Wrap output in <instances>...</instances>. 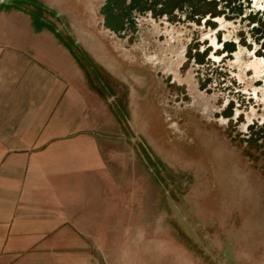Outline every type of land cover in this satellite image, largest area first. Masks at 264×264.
Segmentation results:
<instances>
[{"label":"rangeland","instance_id":"1","mask_svg":"<svg viewBox=\"0 0 264 264\" xmlns=\"http://www.w3.org/2000/svg\"><path fill=\"white\" fill-rule=\"evenodd\" d=\"M35 1L61 16L40 11L66 43H79L86 80L110 115L104 130L116 158L143 177L136 190L127 182V211H159L161 230L205 264H264V104L251 98L260 81L245 69L264 51V12L252 11L264 0H120L117 11L130 1L125 13L134 5L138 25L121 38L101 25L103 0ZM115 20L107 15L108 25ZM157 45L185 50L182 81L154 72ZM135 50L143 54L133 68L125 61ZM211 67L220 80L202 74ZM194 105L206 109L202 119L184 110Z\"/></svg>","mask_w":264,"mask_h":264},{"label":"crops","instance_id":"2","mask_svg":"<svg viewBox=\"0 0 264 264\" xmlns=\"http://www.w3.org/2000/svg\"><path fill=\"white\" fill-rule=\"evenodd\" d=\"M32 22L0 2V264H205L159 211H127L143 177L76 57Z\"/></svg>","mask_w":264,"mask_h":264},{"label":"flooded vegetation","instance_id":"3","mask_svg":"<svg viewBox=\"0 0 264 264\" xmlns=\"http://www.w3.org/2000/svg\"><path fill=\"white\" fill-rule=\"evenodd\" d=\"M1 1L3 2L4 0H0V2ZM118 1H120V0H103L101 7L99 9V12L103 16L102 17L103 20L100 21L103 29H105V30L107 29V31L109 33H112L115 36V38H121L122 36H125V34H127V29L135 30L136 27L138 26L136 21H135V16L133 15V11L136 10L134 5H132L133 6V7H131L132 10L128 14L125 12H126V10H130V8L129 9L127 8V7H130L129 6L130 1L129 2L125 1L124 8L117 11V3H119ZM5 2L11 3L12 0H7ZM40 4H42L43 7L45 8V9H42V11H44L45 13H48V14H52L58 20L62 19L61 16H59L54 9L44 5L41 2H40ZM252 11H254V12L256 11L255 12V15H256L258 13L264 12V8L261 10L260 9L254 10L252 8ZM134 12H136V11H134ZM107 15H110L111 17H113V19L114 18L117 19V21L116 20L115 21L120 22V23H118L116 27H113L112 25H107L106 24L107 23ZM261 15H262V13H261ZM41 19H43L46 22L52 23L49 19L45 18L43 15L41 16ZM259 19H261V17H259ZM88 22L91 23L89 20H88ZM94 22H96V21H93L92 24ZM71 38H72V36H71ZM263 41H264V39H263ZM155 42L157 44L159 42V40L155 39ZM226 42H228V41H226ZM223 44H224V42H223ZM73 48L78 49V50L80 49V45L76 39H74V41H73ZM166 49H168V50L163 51V49L160 48L159 45H157V47L153 48L154 51L159 53V56L154 57L155 55L152 54L150 57V60H151L150 62L153 63L154 72L160 71V72H162V76H166V77H167V75H169L171 82H177L178 83V82L182 81V79H184L183 77H181V80H180V77L178 76V70L184 61V58L182 56H183V52L185 50L183 49L182 50L183 52H179V53L174 52L173 48H170V45H168V46L166 45ZM234 50L235 49H233L232 52ZM142 54L143 53H141V50H135V52L127 59V61H125V60L124 61L128 65H131L133 68H135L136 66H138ZM251 62L247 63L245 69L252 71L250 78H251L253 83H255V81H260L259 85H257V86L255 84H252L253 85V87H252L253 93L252 92L250 93L251 98H253L255 101L258 100L264 104V96H263L264 95V51L260 56H256V57L254 56L253 61H251ZM90 68L93 69V66H90ZM202 74L204 76H207V74H208L209 78L215 79V80H218V79L220 80V78H221L218 75L219 73L213 67L204 69L202 71ZM258 91H261V96H263V100L259 96L257 97ZM198 108L199 107L197 105H194L193 107H187L186 106L184 108V110H186V111L193 110L195 112L193 114H195L196 116H199L202 119V117L200 115L204 114V111L206 109L204 108L203 111H201V113H200V110H198ZM210 113L213 114L212 111ZM235 115H236V113H235ZM174 117H175V115H174ZM185 132L188 133V130H186ZM211 138H212V140H215L214 136ZM196 150H198V149H196ZM209 156H210V154H209ZM229 183L230 182H228L227 185H229ZM217 190H218V188H217Z\"/></svg>","mask_w":264,"mask_h":264},{"label":"trees","instance_id":"4","mask_svg":"<svg viewBox=\"0 0 264 264\" xmlns=\"http://www.w3.org/2000/svg\"><path fill=\"white\" fill-rule=\"evenodd\" d=\"M22 3H27V4H31L32 6L36 7L38 9L37 12H29V14L32 17V21L34 22L35 25H37L38 27H47L48 29H50L52 32L55 33V35L60 39V41H62L72 52V54L76 57L78 63L80 64V66L85 69L86 71L88 70V68H86V66L83 63V60L81 57H79L78 53H76V50L68 43L65 42L64 37L62 36V34L60 32H58L52 23L46 22L43 19H41V14L40 11H42V9H45L43 7L42 4H40L39 2L35 1V0H12L11 3H9V6H12L14 8L17 9H23L24 11H27L23 6ZM107 24V23H106ZM108 25V24H107ZM84 56V54H82ZM85 57V56H84ZM89 71V70H88Z\"/></svg>","mask_w":264,"mask_h":264}]
</instances>
